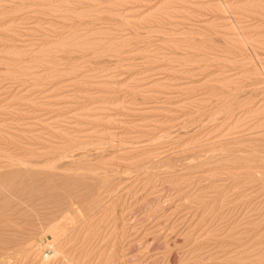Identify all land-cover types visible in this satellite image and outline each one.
<instances>
[{
	"label": "rangeland",
	"instance_id": "obj_1",
	"mask_svg": "<svg viewBox=\"0 0 264 264\" xmlns=\"http://www.w3.org/2000/svg\"><path fill=\"white\" fill-rule=\"evenodd\" d=\"M0 264H264V0H0Z\"/></svg>",
	"mask_w": 264,
	"mask_h": 264
}]
</instances>
